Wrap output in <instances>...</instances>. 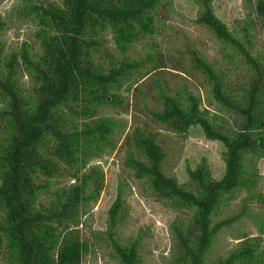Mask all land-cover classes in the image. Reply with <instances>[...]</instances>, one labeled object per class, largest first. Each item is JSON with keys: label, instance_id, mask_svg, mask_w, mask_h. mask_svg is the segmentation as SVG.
Returning a JSON list of instances; mask_svg holds the SVG:
<instances>
[{"label": "rangeland", "instance_id": "374dc122", "mask_svg": "<svg viewBox=\"0 0 264 264\" xmlns=\"http://www.w3.org/2000/svg\"><path fill=\"white\" fill-rule=\"evenodd\" d=\"M256 2L169 0L155 17L151 32L124 47L115 41L110 28L98 34L99 43L92 52L94 66L104 73L115 69L120 74L109 87L107 101L86 106L72 117L78 128L98 122L110 128L88 145L74 167L49 180V192L38 197L47 202L54 198V191L74 187L92 170L96 173L100 188L94 193L93 180L85 182L90 196L78 216L85 245L81 264H122L118 246L134 248L138 264L185 262L180 240L189 237L196 208L155 195L148 179L138 176L130 166L132 158L144 161L145 157L126 137L136 129L153 133L164 151L163 173L185 188L195 187L190 172L199 166H205L213 179L223 176V143L208 139L197 124L185 133L174 132L156 122L152 112L162 109L164 96L175 97L183 107L192 96L211 123L227 133L236 129L239 118L214 98L211 83L194 68L193 56L209 63L228 83L229 93L237 97L251 70L238 50L197 19L208 6L264 67V18L258 14ZM60 3L0 0V46L6 59L13 56L18 60L16 79L27 98L36 82L22 56L36 60L41 55L45 30L38 12L41 7ZM215 226L218 228L201 251L202 264L227 258L245 242L253 245L255 255L264 257V152L245 154L241 185L223 194L209 216V229ZM4 261L0 253V264Z\"/></svg>", "mask_w": 264, "mask_h": 264}, {"label": "trees", "instance_id": "16d2710c", "mask_svg": "<svg viewBox=\"0 0 264 264\" xmlns=\"http://www.w3.org/2000/svg\"><path fill=\"white\" fill-rule=\"evenodd\" d=\"M168 3L61 0L58 5L41 7L39 20L45 30L42 53L36 60L22 56L36 82L28 98L16 79L18 60L13 56L6 59L0 46V253L5 258L1 264L82 263L85 245L78 216L90 196L85 182L93 180L94 193L100 188L96 173L92 170L74 187L54 191V198L47 202L38 197L49 192V180L74 167L88 145L110 128L105 122L78 128L72 117L86 106L107 101L109 87L120 74L115 69L104 73L94 66L92 52L99 43L98 34L110 28L115 41L124 47L151 32L155 17ZM256 10L264 18V0H257ZM197 21L238 50L251 70L237 97L229 93L228 83L209 63L193 56V66L211 83L214 98L239 118L237 127L227 133L211 123L192 96L187 107L175 97L164 96L162 109L153 111L152 117L177 133L197 124L208 139L223 143V176L213 179L205 166H199L190 172L195 187L185 188L163 173L164 151L153 133L136 129L126 137L145 157L144 161L132 158L130 166L148 179L155 195L196 208L191 233L180 240L182 264H202L201 251L218 228L209 229L211 212L223 194L241 185L245 154L264 152V67L208 6ZM116 252L122 264H138L134 248L118 246ZM263 260L255 255L253 245L245 242L213 264H260Z\"/></svg>", "mask_w": 264, "mask_h": 264}]
</instances>
